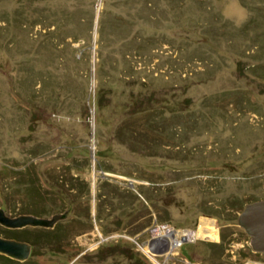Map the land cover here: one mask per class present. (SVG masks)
<instances>
[{
  "label": "rangeland",
  "instance_id": "rangeland-1",
  "mask_svg": "<svg viewBox=\"0 0 264 264\" xmlns=\"http://www.w3.org/2000/svg\"><path fill=\"white\" fill-rule=\"evenodd\" d=\"M251 196L264 0H0V207L67 211L28 259L0 264H264L238 226L214 253L197 234ZM160 223L193 236L155 249Z\"/></svg>",
  "mask_w": 264,
  "mask_h": 264
},
{
  "label": "flooded vegetation",
  "instance_id": "flooded-vegetation-1",
  "mask_svg": "<svg viewBox=\"0 0 264 264\" xmlns=\"http://www.w3.org/2000/svg\"><path fill=\"white\" fill-rule=\"evenodd\" d=\"M262 200H264V196H262V197L251 196L245 201L237 202L241 206L237 210H235L233 215H226L227 216L226 219L231 221V222H228L225 225H223L222 229H219V228L216 229V232L218 235L217 237H219L221 239H222V237L225 238L224 232L229 231V229H230L228 226H231V225L238 226L240 228V231L235 233V235L237 236V239H240V240L247 242V244L249 245V247L253 253H255V254L264 253V249H262L264 247V227L262 225L258 224V222L260 221V218H262V219L264 218V209L259 211V212H255V213L252 212L249 215L244 214V211L248 205L255 204L256 202H260ZM219 213H221L220 210H219ZM208 214L211 215L210 213H208ZM223 215H225V214H223ZM210 219H212V218H210ZM234 220H236V221L233 223L232 221H234ZM215 224L216 223L214 222V225ZM32 227H36V226L27 225L24 227H20L18 229L28 230ZM6 238H13V239H16L18 241L27 242V240H25L24 238H22L20 236H18V238L12 237V236H6ZM204 242H205V244L208 245L211 253L216 252L217 248L219 247L218 245H215V242H213V239L212 240L208 239L207 241H204ZM27 243H29L31 246L30 247V254H29V256H30V255H32V243H30V242H27ZM85 252L86 251L81 252V253L85 254ZM29 256H28V258H29ZM28 258H26V259H28ZM26 259H23V260L18 259V260L24 261Z\"/></svg>",
  "mask_w": 264,
  "mask_h": 264
},
{
  "label": "water",
  "instance_id": "water-1",
  "mask_svg": "<svg viewBox=\"0 0 264 264\" xmlns=\"http://www.w3.org/2000/svg\"><path fill=\"white\" fill-rule=\"evenodd\" d=\"M263 209L264 200L248 205L244 211V214L249 215L252 212H259ZM66 215L67 211L62 213H54L51 217H42L26 213L19 214L17 216H11L6 214L5 210L0 207V224L8 228H20L27 225L51 228L59 220L64 219ZM258 224L264 227V218H260ZM30 247V244L27 242L0 236V253L11 258L22 260L28 258L30 254ZM262 249H264V247Z\"/></svg>",
  "mask_w": 264,
  "mask_h": 264
},
{
  "label": "built area",
  "instance_id": "built-area-1",
  "mask_svg": "<svg viewBox=\"0 0 264 264\" xmlns=\"http://www.w3.org/2000/svg\"><path fill=\"white\" fill-rule=\"evenodd\" d=\"M166 225L165 223H160L152 226L150 230L151 240L156 241L155 244H152L155 249L167 251L166 249L169 247L168 244L175 247V245H179L184 239L193 236V232L191 231L184 232L173 226ZM179 232H181L180 235H178Z\"/></svg>",
  "mask_w": 264,
  "mask_h": 264
},
{
  "label": "trees",
  "instance_id": "trees-1",
  "mask_svg": "<svg viewBox=\"0 0 264 264\" xmlns=\"http://www.w3.org/2000/svg\"><path fill=\"white\" fill-rule=\"evenodd\" d=\"M34 229L36 230L34 232L31 231L30 229L23 231L24 234H29V233L32 234L30 243H32V242H41L43 240L45 241V240L49 239L50 237L52 238L53 235H55V232H51L50 230H52V229H50V228L39 227L38 226V227H34ZM13 237H15V236H13ZM223 240H224V237H222V241ZM220 244L221 243H215V245H218V246ZM32 245H33V243H32ZM0 258H1L2 262H5V261H14L15 260V259H13V258H11V257H9V256H7L5 254H2V253H0Z\"/></svg>",
  "mask_w": 264,
  "mask_h": 264
},
{
  "label": "bare ground",
  "instance_id": "bare-ground-1",
  "mask_svg": "<svg viewBox=\"0 0 264 264\" xmlns=\"http://www.w3.org/2000/svg\"><path fill=\"white\" fill-rule=\"evenodd\" d=\"M202 222H203V224L210 225L209 230L208 231L206 230L208 233L205 234V231H202L201 228H199V230L197 231V234L199 236H202V237L208 236L212 239H216L217 238V236H216L217 232H216L215 228L213 227V221L210 219L204 218L202 220ZM200 225H201V223H200ZM203 226H205V225H203ZM152 247H153V245H152Z\"/></svg>",
  "mask_w": 264,
  "mask_h": 264
},
{
  "label": "crops",
  "instance_id": "crops-1",
  "mask_svg": "<svg viewBox=\"0 0 264 264\" xmlns=\"http://www.w3.org/2000/svg\"><path fill=\"white\" fill-rule=\"evenodd\" d=\"M218 238H219V237H217V239H214V240H215V241H216V240L218 241Z\"/></svg>",
  "mask_w": 264,
  "mask_h": 264
}]
</instances>
